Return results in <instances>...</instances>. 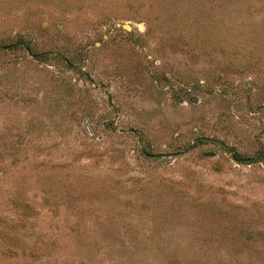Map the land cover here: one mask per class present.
<instances>
[{"label":"rangeland","instance_id":"374dc122","mask_svg":"<svg viewBox=\"0 0 264 264\" xmlns=\"http://www.w3.org/2000/svg\"><path fill=\"white\" fill-rule=\"evenodd\" d=\"M0 264H264V0H0Z\"/></svg>","mask_w":264,"mask_h":264},{"label":"water","instance_id":"95a60500","mask_svg":"<svg viewBox=\"0 0 264 264\" xmlns=\"http://www.w3.org/2000/svg\"><path fill=\"white\" fill-rule=\"evenodd\" d=\"M197 141H204V142H207V143L219 145L221 147H225L226 146L221 141L214 140V139H209V138H199V139H197ZM190 147H192V145ZM178 154L179 153H175V154H162V155H149V154H146L145 153L144 155H145V157H147L149 159H161V158H166V157H171V156H177Z\"/></svg>","mask_w":264,"mask_h":264},{"label":"trees","instance_id":"16d2710c","mask_svg":"<svg viewBox=\"0 0 264 264\" xmlns=\"http://www.w3.org/2000/svg\"><path fill=\"white\" fill-rule=\"evenodd\" d=\"M233 158H234L235 160H238L236 154H233Z\"/></svg>","mask_w":264,"mask_h":264}]
</instances>
